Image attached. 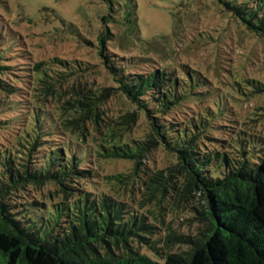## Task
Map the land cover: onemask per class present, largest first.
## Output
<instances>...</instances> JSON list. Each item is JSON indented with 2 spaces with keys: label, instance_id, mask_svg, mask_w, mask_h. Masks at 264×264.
I'll return each instance as SVG.
<instances>
[{
  "label": "trees",
  "instance_id": "1",
  "mask_svg": "<svg viewBox=\"0 0 264 264\" xmlns=\"http://www.w3.org/2000/svg\"><path fill=\"white\" fill-rule=\"evenodd\" d=\"M233 4L226 6L234 16L264 37V0ZM13 42L9 29L1 26L0 92L23 98L22 87L1 78L3 48ZM98 49L119 92L140 111L148 139L135 141L143 144L136 147L130 139L98 148L83 143L74 130L79 120L62 119L45 102L72 73L36 63L30 98L18 101L21 107L13 101L1 109L16 112L6 128L13 125L20 131L14 148L0 153V264H264V137L241 129L229 134L212 110L199 108L194 81L179 66L132 73L109 59L106 40H100ZM53 60L68 68L65 61ZM157 146L173 158L187 190L202 193L208 201V212L202 215L209 227L199 237L185 239L193 246L186 256L160 255L149 238L155 224L107 192L91 167L100 158L137 161ZM167 170L153 172L149 181L167 182ZM122 176L104 181H120ZM143 247L150 255L141 252Z\"/></svg>",
  "mask_w": 264,
  "mask_h": 264
},
{
  "label": "rangeland",
  "instance_id": "2",
  "mask_svg": "<svg viewBox=\"0 0 264 264\" xmlns=\"http://www.w3.org/2000/svg\"><path fill=\"white\" fill-rule=\"evenodd\" d=\"M223 1L0 0V27H7L14 38L3 48L1 78L24 90L23 98L0 92V153L14 148L20 131L13 125L6 128L16 112L1 109L13 101L21 107L18 101L30 98L31 69L39 62L72 73L68 79L58 78L59 91L45 102L62 119L79 120L74 130L83 143L98 148L130 139L131 146H143L135 141L148 139V126L102 63L101 39L106 40L109 59L123 71L141 74L179 66L182 75L194 81L199 108L212 110L214 120L228 126L229 134L241 129L264 137V37L227 8L233 0ZM237 1L233 5L246 0ZM53 59L65 61L68 68ZM100 150L105 154L102 146ZM146 154L137 161L100 158L91 167L107 192L132 213H146L148 222L155 224L149 238L160 255L186 256L193 246L185 239H195L209 227L208 217L202 215L208 212V201L202 193L187 190L183 173L162 149L157 146ZM163 168L170 169L163 174L167 182L151 183L152 173ZM119 174L120 181L105 183V177ZM147 250L141 248L150 255Z\"/></svg>",
  "mask_w": 264,
  "mask_h": 264
}]
</instances>
